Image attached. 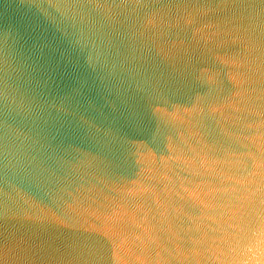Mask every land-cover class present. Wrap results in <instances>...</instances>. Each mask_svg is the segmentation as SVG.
Returning <instances> with one entry per match:
<instances>
[{
    "label": "water",
    "instance_id": "obj_1",
    "mask_svg": "<svg viewBox=\"0 0 264 264\" xmlns=\"http://www.w3.org/2000/svg\"><path fill=\"white\" fill-rule=\"evenodd\" d=\"M93 3L78 57L49 0H0V88L34 105L0 106V136L48 178L0 170V264H217L209 247L264 230V0Z\"/></svg>",
    "mask_w": 264,
    "mask_h": 264
},
{
    "label": "clouds",
    "instance_id": "obj_2",
    "mask_svg": "<svg viewBox=\"0 0 264 264\" xmlns=\"http://www.w3.org/2000/svg\"><path fill=\"white\" fill-rule=\"evenodd\" d=\"M49 2L59 21L63 23L65 32L70 31L72 39L67 41L70 51L78 57L83 56L84 44L94 36L91 25L96 15V5L93 0ZM51 15L52 13L45 15L44 21L47 22ZM255 16H264V10L256 12ZM250 53L251 73L257 82L264 83V30L252 39ZM0 101L3 102L0 106L4 108V114L13 118L22 114L28 115L34 107L21 86L16 82L9 83L7 79L0 88ZM132 131L130 129L129 133ZM34 147L29 138L19 136L10 128V131L0 136V170H9L14 180L44 186L48 181L46 168L33 155ZM258 211L264 212V194L261 195ZM206 252L205 258L216 261L217 264H264V230L247 237L236 247H209Z\"/></svg>",
    "mask_w": 264,
    "mask_h": 264
}]
</instances>
